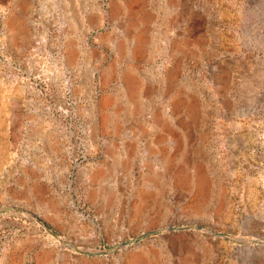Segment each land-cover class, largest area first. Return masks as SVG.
Segmentation results:
<instances>
[{"label":"rangeland","instance_id":"rangeland-1","mask_svg":"<svg viewBox=\"0 0 264 264\" xmlns=\"http://www.w3.org/2000/svg\"><path fill=\"white\" fill-rule=\"evenodd\" d=\"M0 264H264V0H0Z\"/></svg>","mask_w":264,"mask_h":264},{"label":"water","instance_id":"water-1","mask_svg":"<svg viewBox=\"0 0 264 264\" xmlns=\"http://www.w3.org/2000/svg\"><path fill=\"white\" fill-rule=\"evenodd\" d=\"M138 237H135L134 239H137ZM121 244H123V243H121Z\"/></svg>","mask_w":264,"mask_h":264}]
</instances>
